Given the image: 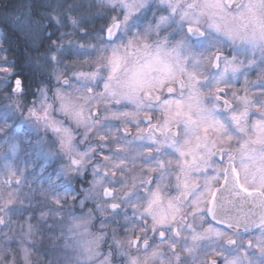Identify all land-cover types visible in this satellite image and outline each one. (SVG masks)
<instances>
[{
    "label": "snow or ice",
    "instance_id": "obj_1",
    "mask_svg": "<svg viewBox=\"0 0 264 264\" xmlns=\"http://www.w3.org/2000/svg\"><path fill=\"white\" fill-rule=\"evenodd\" d=\"M19 8L0 264H264V0Z\"/></svg>",
    "mask_w": 264,
    "mask_h": 264
},
{
    "label": "trees",
    "instance_id": "obj_2",
    "mask_svg": "<svg viewBox=\"0 0 264 264\" xmlns=\"http://www.w3.org/2000/svg\"><path fill=\"white\" fill-rule=\"evenodd\" d=\"M25 2L26 0H0V6H6L5 11L0 12V40L5 41L6 46H10V56L12 53H15L17 56H19L24 52V48L21 46L23 41L19 35V32L13 27L12 21L10 19L6 20L4 17L5 15H11L12 10L14 9L17 11H26V9L19 8V6ZM37 2H39V0H37ZM31 19L32 21L35 20L43 23V20H41L36 15H33ZM102 23L103 21H97L95 24L96 28H99ZM43 47L44 45H41L42 51ZM32 55H36V53H32Z\"/></svg>",
    "mask_w": 264,
    "mask_h": 264
},
{
    "label": "rangeland",
    "instance_id": "obj_3",
    "mask_svg": "<svg viewBox=\"0 0 264 264\" xmlns=\"http://www.w3.org/2000/svg\"><path fill=\"white\" fill-rule=\"evenodd\" d=\"M31 18H32V17H31ZM31 18H30V22H31V23H36V22H37V21H35L34 19H33L34 21H32ZM20 19H21V20H25L26 18H25L24 16H21ZM43 22H45V21H43ZM12 23H13V22H12ZM12 25H13V27L18 31V29L15 27V24L13 23ZM36 26L39 27V24L36 23ZM97 28H98V27H97ZM97 28H96V26H95V27L92 28L91 30L94 31V30H96ZM252 75H253L254 77H257V76H256V73H253ZM6 150H7L6 147H0V154H3ZM45 246H48V242H45ZM102 250H105V251H106V247L103 248ZM40 259H41L40 257H37V258H36L37 264H39V260H40Z\"/></svg>",
    "mask_w": 264,
    "mask_h": 264
},
{
    "label": "flooded vegetation",
    "instance_id": "obj_4",
    "mask_svg": "<svg viewBox=\"0 0 264 264\" xmlns=\"http://www.w3.org/2000/svg\"><path fill=\"white\" fill-rule=\"evenodd\" d=\"M256 78H257V77H254L253 75L250 76V80H255ZM237 87H239V85H237ZM245 210H247V208H246ZM77 211H78V210H77ZM256 211H259V209H256ZM255 234L258 235V232L255 233Z\"/></svg>",
    "mask_w": 264,
    "mask_h": 264
}]
</instances>
